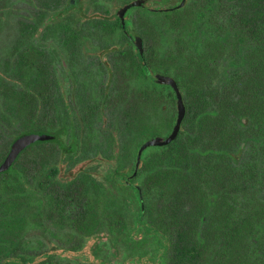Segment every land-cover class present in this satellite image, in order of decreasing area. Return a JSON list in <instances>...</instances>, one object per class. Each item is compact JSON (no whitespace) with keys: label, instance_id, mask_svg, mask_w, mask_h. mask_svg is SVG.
<instances>
[{"label":"flooded vegetation","instance_id":"flooded-vegetation-1","mask_svg":"<svg viewBox=\"0 0 264 264\" xmlns=\"http://www.w3.org/2000/svg\"><path fill=\"white\" fill-rule=\"evenodd\" d=\"M192 1L0 0V166L16 139L53 137L28 145L0 171V222L7 205L26 217L19 260H5L2 245L0 264H71L59 253H77L88 239L97 241V264L121 257V264L143 257L144 264H160L169 240L141 218L140 170L148 168L151 151L141 152L136 170L145 140L122 145L113 113L120 102L142 101L149 118L151 84L165 65L166 16ZM156 26L160 37L152 35ZM96 186L110 192L123 227L103 228L101 206L92 227L81 205L92 201ZM1 226L0 236L6 234ZM102 244L109 248L103 256L96 250ZM77 257L72 260L81 264Z\"/></svg>","mask_w":264,"mask_h":264},{"label":"trees","instance_id":"trees-1","mask_svg":"<svg viewBox=\"0 0 264 264\" xmlns=\"http://www.w3.org/2000/svg\"><path fill=\"white\" fill-rule=\"evenodd\" d=\"M165 21L158 72L175 80L185 116L176 139L150 147L140 170L141 218L169 240L165 264H264V0H193ZM149 102L148 119L142 101L116 107L125 147L132 137L136 145L170 133L177 114L171 87L152 83ZM95 188L81 205L92 227L100 206L103 228L123 227L108 189ZM7 208L0 246L14 262L26 245L18 235L26 217Z\"/></svg>","mask_w":264,"mask_h":264},{"label":"water","instance_id":"water-1","mask_svg":"<svg viewBox=\"0 0 264 264\" xmlns=\"http://www.w3.org/2000/svg\"><path fill=\"white\" fill-rule=\"evenodd\" d=\"M134 43H135V46L138 48V50L141 54L142 48L140 46V39L136 38ZM155 81L157 84L169 86L173 90V92L175 94V98H176V111H177L176 120H175V123H174L170 133L167 136L156 135V136L150 137L144 141V143L140 146V148L138 150L137 161H136V170L138 167L141 152L143 150H145L146 148H150V147L167 146L168 144H170L172 141H174L176 139L178 132L180 130L182 120L185 116V106H184V103L182 100V95L179 91V88H178L175 80L169 75L157 74V75H155ZM52 139H53L52 136H49V135L43 134V133H31V134H27L25 136H22V137L16 139L11 145L10 152H9L8 156L6 157L3 164L0 166V171L7 170L8 167L11 165V163L16 158V156L20 153V151H22L28 145L35 143L37 141H47V140H52ZM135 172H134V174H135Z\"/></svg>","mask_w":264,"mask_h":264},{"label":"rangeland","instance_id":"rangeland-1","mask_svg":"<svg viewBox=\"0 0 264 264\" xmlns=\"http://www.w3.org/2000/svg\"><path fill=\"white\" fill-rule=\"evenodd\" d=\"M103 173H105V170H103ZM135 236H138V233L135 234ZM104 241V240H102ZM97 242L95 241V239H88L86 242H85V246L83 247V249L77 253H67V252H58L63 258L65 261H69L71 264H75V262L73 261L74 260V257H77L78 259H80V261L82 262L81 264H97V262L95 261L93 255L94 253L92 252L93 249H95L93 246H94V243ZM151 246L148 247L149 250H151ZM162 250L160 251L158 257L162 256V254L164 253V247L162 246L161 247ZM97 252L103 256L105 254H107L109 252V248L107 247V245L105 244H102L100 245L98 248H96ZM145 255H148V251L146 250V254ZM170 255V252H165L162 259L160 260V264H162L164 262L167 261L168 257ZM68 257V258H67ZM122 258V257H121ZM121 258L119 259H114V258H111L108 262V264H121V262L123 261ZM62 259V258H61ZM73 259V260H72ZM145 257L141 258V261L138 262H125L123 264H144L145 263Z\"/></svg>","mask_w":264,"mask_h":264}]
</instances>
